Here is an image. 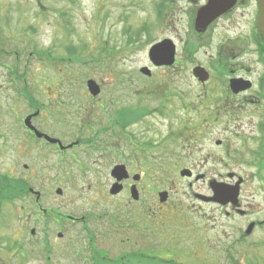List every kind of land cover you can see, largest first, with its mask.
<instances>
[{
  "label": "rangeland",
  "instance_id": "374dc122",
  "mask_svg": "<svg viewBox=\"0 0 264 264\" xmlns=\"http://www.w3.org/2000/svg\"><path fill=\"white\" fill-rule=\"evenodd\" d=\"M160 2L0 0V48L7 51L0 55V173L27 185L25 192L1 207L0 264H88L90 238L111 258L143 252L151 256L142 257L147 264H163L161 260L264 264V244L258 243L264 231L239 242L237 216L227 217L216 206L193 198L197 188L208 193V179L223 178L234 161L205 160V154L219 151L208 138L196 142L192 134L191 126L198 124L186 119L182 101L192 104L188 118L195 119L196 95L202 88L189 78L187 65L181 64L178 42V63L171 70L153 68L148 61L152 43L165 37L181 38L183 21L172 27L171 12L159 14ZM175 4L176 9L182 2ZM198 58L205 63V57ZM143 65L150 68V77L139 73ZM88 79L100 86L98 96L88 92ZM211 85L209 90L223 91L220 83ZM204 97L203 106L209 110L214 100L209 94ZM36 107L40 114L32 120L35 126L55 133L65 143L85 141L82 150H72L79 163L60 157V169L53 170L51 164L59 156L25 136L22 118ZM222 110L226 114L207 125L213 137L229 135L233 126H248L241 111ZM118 126H124L119 129L122 138H118ZM231 140L232 144L238 141L233 136ZM93 145L102 151H92ZM117 150L131 172L145 176L139 203L125 193H109L112 185L106 171L121 161ZM187 168L205 171L206 178L188 187ZM90 169L104 174L94 177ZM28 187L41 193L44 208L64 215H97L88 222L90 235L81 224L61 223L64 230L51 222L50 248L46 249L43 220L33 222L34 196ZM57 188L62 190L60 195L55 193ZM162 191L167 192L164 203L157 196ZM242 200L261 206L258 195L245 193ZM130 210L133 216L126 215ZM121 221L132 228L120 231ZM133 223L153 224L154 232L143 235L142 227L138 230Z\"/></svg>",
  "mask_w": 264,
  "mask_h": 264
},
{
  "label": "flooded vegetation",
  "instance_id": "af4514ba",
  "mask_svg": "<svg viewBox=\"0 0 264 264\" xmlns=\"http://www.w3.org/2000/svg\"><path fill=\"white\" fill-rule=\"evenodd\" d=\"M175 1L169 0L166 11L167 13L171 12L172 27H175L177 22L183 21L182 31H180L181 38L176 40V37H169L176 46L175 64L178 63V42L182 54L181 64L187 65L189 78L202 88L196 95L195 119L188 118L189 112H191L189 105L192 104L186 102L185 99L182 101L187 112L186 119L193 120L198 124V126H191L192 134L195 133L196 135V142L200 138H208L219 151L214 154H205L203 156L205 160L214 158L234 161L233 169L227 172L223 178L208 179L206 184L208 193H203L197 188L192 195L199 202L216 206L227 217L237 216L236 218L242 224H240L241 228L237 239L239 242H243L256 236L258 231H264V38L256 25L258 3L257 0H178L182 4L175 9ZM175 13H178L180 17H176ZM199 56L206 58L205 63L199 60ZM194 69H201L202 74L196 76ZM213 81L220 83L223 91L209 90L210 87L214 86L211 85ZM208 94L214 100L211 103L212 108L209 110L203 106L204 95ZM38 109L40 108L38 107ZM222 109L234 112L241 111L246 120L245 124L248 126H233V130L228 131L229 135L217 134L213 137L211 126L207 125L215 120L218 115L224 116L226 114ZM33 127L44 135L37 137L34 131L22 126L25 136L41 148H46L49 153L59 156V159L51 164L53 170L60 169V157L71 158L79 163L77 155L72 150L77 148L82 150L81 145L85 141L75 139L65 143L55 133L43 130L40 126ZM230 127L226 126V129ZM120 128L122 129L124 126H118V138L124 137L123 132H119ZM182 133L186 134V130L183 129ZM231 136L238 139L235 144H232ZM47 137L58 139L64 148L60 149L57 143L50 141ZM185 137L187 136L185 135ZM73 142L76 144L69 148L65 147ZM87 146L89 147L90 143ZM90 149L95 152L102 151L97 145L91 146ZM186 150L187 154H190L189 145L186 146ZM194 150L192 148L191 152ZM115 152L121 161L113 163L107 169L106 177L110 178L111 185L114 184L113 168L116 165H125L127 176L119 182L121 190L116 195L125 193L130 197L132 186H136L140 192L142 179L145 176L142 175L139 178L137 173L131 172L125 163L123 153L119 150ZM23 168L27 169L28 166L24 164ZM187 171L185 177L188 180V187L192 186L195 181L206 178L205 171L199 173L190 172L189 169ZM88 173L94 177L104 174L93 169H90ZM218 186L224 187L228 193L218 195L215 191ZM152 189L156 194V187L154 186ZM245 193L258 195L261 206L244 204L242 196ZM30 194L34 196L33 208L31 209L33 222L37 223L43 220L42 233L46 242L48 226L51 222L65 230L66 226L61 223L68 222L70 227L80 223L82 227H88L89 220L98 217L92 213H86L79 217L64 215L50 208H44L40 202L41 193L37 199L33 192ZM140 201L141 199L137 202ZM131 213L132 211L126 215ZM130 216H133V213ZM136 218L138 217H134L133 220L140 222ZM128 225V222L121 221L117 228L120 231L121 229L132 228L131 225ZM133 225L138 230L142 227L141 233L143 235L145 232L147 234L154 232L153 224L133 223ZM57 236L62 237V233L58 232ZM128 239L129 237L125 240ZM258 243H264V238Z\"/></svg>",
  "mask_w": 264,
  "mask_h": 264
},
{
  "label": "water",
  "instance_id": "95a60500",
  "mask_svg": "<svg viewBox=\"0 0 264 264\" xmlns=\"http://www.w3.org/2000/svg\"><path fill=\"white\" fill-rule=\"evenodd\" d=\"M258 6H259V13L257 17V26L259 30L262 32V35L264 36V0H258ZM148 57H149L150 62L155 66L173 65L174 60H175V48H174L173 43L169 39H163L162 41L157 42L156 44H153L148 51ZM140 72L145 75H150V70L147 67L140 68ZM87 88H88L89 93L92 96L98 95L100 91L99 86L93 80L87 81ZM37 115H38V111H35L34 113L26 116L23 122L25 126H30L35 131V133H37L38 136H40V134L36 131V129L31 125V119ZM50 141L58 142L60 144L59 141L54 140V139H50ZM114 174L118 181L121 180L123 177L127 176L126 172L124 171L123 166L115 167ZM181 174L183 175V172H181ZM119 190H120V187L117 185H114L111 192L116 193ZM56 192L58 194H61L60 189H57ZM218 193L223 194L224 190H222L221 188L218 190ZM131 195L134 200L138 199V193L134 186L131 188ZM158 197H159V202L161 203L165 202L167 199V192L165 191L159 192Z\"/></svg>",
  "mask_w": 264,
  "mask_h": 264
},
{
  "label": "trees",
  "instance_id": "16d2710c",
  "mask_svg": "<svg viewBox=\"0 0 264 264\" xmlns=\"http://www.w3.org/2000/svg\"><path fill=\"white\" fill-rule=\"evenodd\" d=\"M138 34L139 33H137L136 35L138 36ZM135 39L136 37L134 38V40ZM25 190L26 185H24L23 182H21L20 180L12 179L6 174L0 173V207L1 203L16 199L20 196L21 193L25 192ZM89 244L91 249L89 255L90 262L88 264H147L143 258H151V256H145L141 254L143 252H134L130 253L129 255H121L111 258L103 250L97 249L94 246L92 238H90ZM151 250L152 247L149 246L148 251L151 252ZM161 262H163V264H175L172 260H161Z\"/></svg>",
  "mask_w": 264,
  "mask_h": 264
}]
</instances>
